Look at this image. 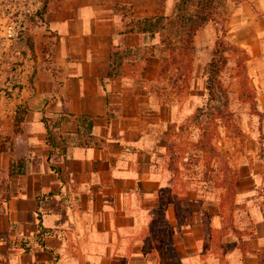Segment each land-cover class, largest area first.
I'll return each mask as SVG.
<instances>
[{
  "label": "crops",
  "instance_id": "obj_1",
  "mask_svg": "<svg viewBox=\"0 0 264 264\" xmlns=\"http://www.w3.org/2000/svg\"><path fill=\"white\" fill-rule=\"evenodd\" d=\"M176 1L48 4L39 29L47 49L44 57L32 60L30 89L17 86L11 96L0 90V264H171L164 252L166 229L180 264H201L205 254L211 261L218 244L225 264H259L256 253L264 255L259 207L264 189V0H235L225 19L231 42L250 56L258 134L263 136L262 153L252 160L241 157L233 184L232 217L243 214L245 221L235 227L253 252L243 253L230 231L207 238L205 230L217 234L223 225L219 203L203 227L196 219L183 221L179 205L167 198L172 185L154 170L155 158L190 113L170 129L176 110L158 104L151 91L160 59L148 57L140 76H107L111 46L143 43L129 31L130 20L169 16ZM19 105L25 113L15 122ZM62 113L87 119L91 128L86 132L81 123L61 122L55 131L64 140V153L49 155L42 118ZM84 138L90 144L84 145ZM39 223L45 229L41 236Z\"/></svg>",
  "mask_w": 264,
  "mask_h": 264
},
{
  "label": "rangeland",
  "instance_id": "obj_2",
  "mask_svg": "<svg viewBox=\"0 0 264 264\" xmlns=\"http://www.w3.org/2000/svg\"><path fill=\"white\" fill-rule=\"evenodd\" d=\"M41 1L0 0V90L5 91L8 96H11V93H17V86L30 89L29 80L33 61L24 45V39L28 35L26 30L29 27L28 17L34 9L41 7ZM212 1L211 7L217 18L226 19L229 7L235 0ZM40 27L39 20L34 21L31 27L36 62L39 57L45 56L43 52L47 49V43L40 37ZM218 32L219 25L213 22H208L196 32L195 51L186 91L179 95L171 91L169 77L172 72L157 77L156 82L151 86L158 104L168 105L176 110L170 129L177 120L187 116L196 106L204 102V66L212 56L214 40ZM228 39L232 41L230 34ZM226 57L227 64L220 72L219 78L227 92L228 104L225 110L230 115L227 121L216 119L208 128L210 137L208 141L216 153L213 152L210 155V151L201 148L199 140L202 138V122L190 123L176 138V148L181 153L180 158L173 163L177 167L176 174L171 175L172 173L168 171L166 149L156 156L154 170L158 169L157 172L161 175L163 182L169 181L172 185L167 198L174 205H179V214L183 221L196 219L202 222L203 227H207L210 221L208 216L212 214L210 209L213 211L215 204L219 203L221 206L219 213L223 217L222 223L227 225L224 233H229V225L239 227L245 219L243 214L234 218L231 215L228 216L227 200L222 194L225 193L232 199L231 191L238 177L241 157L249 156L252 160L254 156L257 159V155L262 153L263 136L258 134L260 114L255 105L254 77L247 62L250 56L247 53V59L242 64L240 74L236 66L237 56L228 52ZM242 78L246 79L252 94L245 90L242 93L243 89L240 88ZM3 186L4 180L1 179L0 188L2 189ZM205 232L207 238L212 239L220 234V232L216 234L209 230ZM222 247L218 244L217 247L212 248L211 261L207 254L201 256V264H225Z\"/></svg>",
  "mask_w": 264,
  "mask_h": 264
},
{
  "label": "trees",
  "instance_id": "obj_3",
  "mask_svg": "<svg viewBox=\"0 0 264 264\" xmlns=\"http://www.w3.org/2000/svg\"><path fill=\"white\" fill-rule=\"evenodd\" d=\"M60 0H42L41 7L34 9L28 17L29 27L26 28L27 36L24 39V45L27 47L31 59L35 61V52L33 47V37L31 27L34 25V21H43V15L48 12V4ZM212 0H177L174 4V9L169 16H157L152 18H143L136 23L133 19L130 20V32H136L141 36V43L138 47H118L111 46L109 56V69L107 72L108 77H121V76H140L143 72L145 62L150 56H157L160 59V65L157 72V77L166 75L170 72L171 76L170 87L171 91L179 95L186 91L189 86V77L192 67V56L195 51L193 44L195 34L197 30L205 26L208 22L217 23L219 25V32L216 34L214 40V48L212 50V56L204 66V102L196 106L194 110L177 125V130L172 138H170L165 149L168 152L167 167L168 171L176 174L177 167L173 164L174 161L180 158V151L176 148V138L179 133L183 132L188 124L202 122L203 131L202 138L199 140L201 148L205 151H210V155L215 149L208 141L209 134L208 128L214 124L216 119H226L229 117V113L225 110L228 104V97L225 88L222 86L219 78V74L227 64L226 54L231 52L237 56L236 66L240 74L243 62L247 59L246 51L228 39V26L226 20L219 19L216 13L213 11L211 5ZM125 8V7H123ZM130 13V9H128ZM145 42V43H144ZM34 73V68H33ZM32 73V75H33ZM31 75V76H32ZM240 88L252 94L249 85L246 83V79H241ZM25 113V106L19 105L16 108L14 121L22 119ZM73 121L78 125L81 123L84 126L86 132H89L91 128V122L83 117H77L71 113L58 114L52 118H42V122L46 129L45 142L51 147L49 155L55 151L64 153V140L60 134L55 131V128L60 126L63 121ZM84 145L90 144L89 140L84 138ZM96 145V143H94ZM12 166V165H11ZM227 167V164L224 163ZM51 170L57 171L51 167ZM12 173V172H11ZM263 177H264V165H263ZM231 188V187H230ZM166 188L159 193V209L157 210L158 216L156 220H161L159 212L165 207V194ZM233 188L231 191L232 199L222 194L226 198L228 206V216L232 217V205H233ZM261 195L260 200V212L264 218V189L259 192ZM220 196V195H219ZM221 200V199H220ZM250 222V220H247ZM227 225H222L220 228L219 237L223 236L224 230ZM228 229L238 239L237 246L244 253L246 251L253 252L249 247V242L242 239V231L238 230L234 225H229ZM38 235H42L45 229L38 225ZM252 230L245 231L246 235H250ZM164 252L167 260L171 264H180L179 258L172 247L170 233L165 230V247ZM257 261L259 264H264V255L256 253Z\"/></svg>",
  "mask_w": 264,
  "mask_h": 264
}]
</instances>
